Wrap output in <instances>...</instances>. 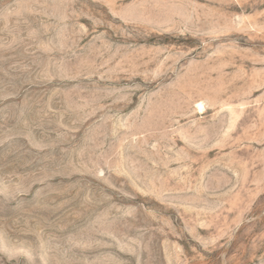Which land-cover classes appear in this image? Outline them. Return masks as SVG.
Masks as SVG:
<instances>
[{"label":"rangeland","instance_id":"rangeland-1","mask_svg":"<svg viewBox=\"0 0 264 264\" xmlns=\"http://www.w3.org/2000/svg\"><path fill=\"white\" fill-rule=\"evenodd\" d=\"M0 264H264V0H0Z\"/></svg>","mask_w":264,"mask_h":264}]
</instances>
